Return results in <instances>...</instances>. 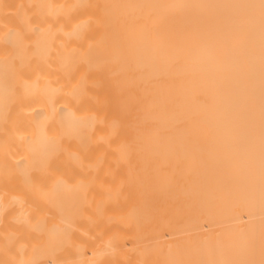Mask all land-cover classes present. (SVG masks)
<instances>
[{
  "label": "bare ground",
  "instance_id": "1",
  "mask_svg": "<svg viewBox=\"0 0 264 264\" xmlns=\"http://www.w3.org/2000/svg\"><path fill=\"white\" fill-rule=\"evenodd\" d=\"M0 264H264V0H0Z\"/></svg>",
  "mask_w": 264,
  "mask_h": 264
}]
</instances>
